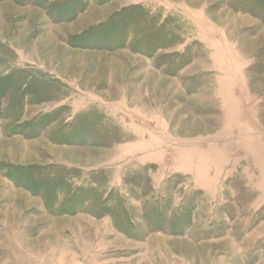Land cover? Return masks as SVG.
<instances>
[{
	"label": "rangeland",
	"instance_id": "rangeland-1",
	"mask_svg": "<svg viewBox=\"0 0 264 264\" xmlns=\"http://www.w3.org/2000/svg\"><path fill=\"white\" fill-rule=\"evenodd\" d=\"M15 136L0 264H264V0H0Z\"/></svg>",
	"mask_w": 264,
	"mask_h": 264
},
{
	"label": "crops",
	"instance_id": "crops-1",
	"mask_svg": "<svg viewBox=\"0 0 264 264\" xmlns=\"http://www.w3.org/2000/svg\"><path fill=\"white\" fill-rule=\"evenodd\" d=\"M81 25L82 24L80 23V15H79V17L76 19V24L72 27L71 30H69L71 32L65 31V36H68L70 33H76L77 31H81V30H79L82 28ZM55 78L60 79V78H62V75H56ZM1 142L2 141H0V143ZM7 142L12 143L14 150L12 152H10L7 148L0 147V159L1 160L11 159V160H14L13 162H15V164H17L19 166H24V165H27L28 162H31V161H27L28 159H30L31 157H33V158L36 157V151L34 150L35 144H33V146H32L29 144L28 141L24 142V141L20 140L18 138V136L13 137L11 140H9ZM43 148L46 149V151L48 150L49 155L51 156V158L54 157L55 161L58 158V154H60V153L62 154L64 151L66 153V151H67V150H60L59 148H56V147L54 148L52 145H49L48 147L45 146ZM30 149H32V150L30 151Z\"/></svg>",
	"mask_w": 264,
	"mask_h": 264
}]
</instances>
